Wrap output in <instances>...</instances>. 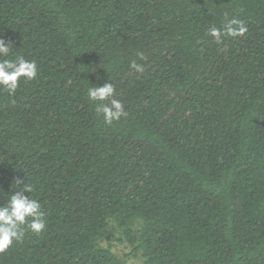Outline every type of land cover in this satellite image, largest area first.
Listing matches in <instances>:
<instances>
[{
  "label": "trees",
  "instance_id": "16d2710c",
  "mask_svg": "<svg viewBox=\"0 0 264 264\" xmlns=\"http://www.w3.org/2000/svg\"><path fill=\"white\" fill-rule=\"evenodd\" d=\"M0 40L38 69L0 89V207L24 180L46 222L0 264H264V0H0Z\"/></svg>",
  "mask_w": 264,
  "mask_h": 264
},
{
  "label": "clouds",
  "instance_id": "9594fccd",
  "mask_svg": "<svg viewBox=\"0 0 264 264\" xmlns=\"http://www.w3.org/2000/svg\"><path fill=\"white\" fill-rule=\"evenodd\" d=\"M247 32V28L241 20L227 19L223 29L215 26L209 28L208 35L220 44L224 37H240ZM13 47L0 40V89L15 94L19 83H27L36 79L38 75L37 65L22 56L9 58ZM143 58V54H140ZM131 67L142 71V65L132 62ZM87 95L90 101L96 104V111L102 114L105 124L111 125L127 116V112L121 101L114 99L115 89L112 83L107 82L102 86L88 87ZM22 185V187H21ZM17 188L19 190H17ZM33 188L30 184L17 181L13 194L7 198V203L0 207V252H4L14 242L20 241L25 230L40 233L45 230L46 222L41 211V204L25 193H31Z\"/></svg>",
  "mask_w": 264,
  "mask_h": 264
},
{
  "label": "rangeland",
  "instance_id": "374dc122",
  "mask_svg": "<svg viewBox=\"0 0 264 264\" xmlns=\"http://www.w3.org/2000/svg\"><path fill=\"white\" fill-rule=\"evenodd\" d=\"M113 251L119 258L125 259L128 262V264H142L141 258L127 257V255L129 254V249L123 244H114Z\"/></svg>",
  "mask_w": 264,
  "mask_h": 264
}]
</instances>
